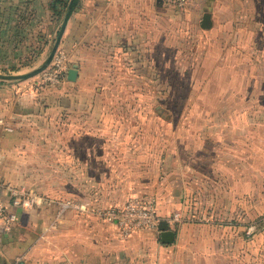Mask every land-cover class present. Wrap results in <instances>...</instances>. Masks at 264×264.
<instances>
[{
	"label": "rangeland",
	"instance_id": "obj_1",
	"mask_svg": "<svg viewBox=\"0 0 264 264\" xmlns=\"http://www.w3.org/2000/svg\"><path fill=\"white\" fill-rule=\"evenodd\" d=\"M55 1L0 0V74L44 64L71 2L61 0L58 16ZM182 1L154 0L153 21L140 7L138 37L122 21L90 46L65 33L41 74L0 80L34 93L1 150L0 181L54 202L35 209L46 219L37 253L10 264H65L58 225L66 232L82 210L99 218L152 194L158 207L170 206L166 188L177 192L178 223L195 226L188 263L264 264V158L257 143L248 155L242 138L245 110L259 102L248 99L264 94V33L243 17L227 19L233 0ZM235 4L241 11L243 0ZM206 13L209 30L200 26Z\"/></svg>",
	"mask_w": 264,
	"mask_h": 264
},
{
	"label": "crops",
	"instance_id": "obj_2",
	"mask_svg": "<svg viewBox=\"0 0 264 264\" xmlns=\"http://www.w3.org/2000/svg\"><path fill=\"white\" fill-rule=\"evenodd\" d=\"M227 2L230 4V0ZM232 3L234 7L227 8V19L239 21L240 17H243L244 22L255 23L256 26L251 24L250 28L258 30V36L263 35L264 0H243L241 11L238 7L235 8V5H238L235 4V0ZM153 4L154 0H81L69 22L65 36L69 42L72 41V45L78 42L83 46H90L97 41L102 30L120 32L122 21L126 28L134 30V37H138L140 7L147 6L146 20L153 21L155 17ZM213 4L215 5L214 2ZM219 5L220 3L218 7ZM144 9L141 8V13H144ZM32 95L34 96V93L19 94L15 86L0 85V118L8 120L14 128L19 116H25L27 107L33 103ZM248 100L259 102L256 108L245 110L247 114L243 123V148L249 155L252 143L253 146L257 143L261 160L264 158V94L253 95ZM12 136L4 135L1 148L8 147ZM262 163L264 162L260 161V164ZM164 190V196L169 198L170 206L158 207L161 219L158 232H143L128 240H122L116 232L108 231L111 228H108L105 222L107 220H103L98 211L99 218H95L90 216V210L87 212L82 210L81 216L67 219L66 232L60 233L62 226L54 224L58 225L55 235L58 240L57 248L64 249L63 236L66 233L65 264H190L185 260L184 250L190 249L191 243L195 241L194 235L191 234L195 226L178 223L170 218L172 213L179 210L171 202V198L177 196V192L170 191V188ZM86 205L90 207V203ZM15 211L18 215L16 228L9 234H0V264H10L13 260L20 259L24 261L32 251L35 250L37 253L45 231L46 219L41 212L35 209ZM160 227H166L176 233L173 244L162 243ZM155 234L160 237L158 243L154 239Z\"/></svg>",
	"mask_w": 264,
	"mask_h": 264
},
{
	"label": "built area",
	"instance_id": "obj_3",
	"mask_svg": "<svg viewBox=\"0 0 264 264\" xmlns=\"http://www.w3.org/2000/svg\"><path fill=\"white\" fill-rule=\"evenodd\" d=\"M13 131L10 122L0 118V144L4 135ZM1 150L0 145V164L3 159ZM53 204L54 202L45 196L27 189L11 187L0 181V234H9L16 228V209H41ZM99 215L113 223L123 239H130L143 232H154L158 230L161 220L158 202L153 196L132 199L120 208L99 211ZM180 217L179 213H175L173 220L179 221Z\"/></svg>",
	"mask_w": 264,
	"mask_h": 264
},
{
	"label": "water",
	"instance_id": "obj_4",
	"mask_svg": "<svg viewBox=\"0 0 264 264\" xmlns=\"http://www.w3.org/2000/svg\"><path fill=\"white\" fill-rule=\"evenodd\" d=\"M80 1L81 0H71L70 4H69V7H68V11L66 13V16L64 18V21L62 23V26H61V29H60V32H59V35L57 37V40L55 42V45L51 51V54L50 56L47 58V60L44 62V64L37 70L29 73V74H25V75H19V76H12V75H2L0 74V80L2 81H13V80H28L30 78H33L39 74H41L43 71H45L49 66L50 64L52 63L58 49H59V46L62 42V39L66 33V30L68 28V25H69V22L72 18V16L74 15V13L76 12L77 10V7L79 6L80 4ZM160 1V0H158ZM201 28L202 29H205V30H209L212 28L213 26V21H212V15L210 13H206L204 14L203 16V19H202V22H201ZM77 75H78V72L76 70H70L69 74H68V78L70 80H74L77 78ZM159 111H161L163 114H167L169 115V113L167 111H165L164 109L160 108L157 109ZM158 111V112H159ZM163 117L165 118H168L166 117L165 115H162ZM170 118V116H169ZM160 230H161V241L162 243L164 244H173L175 242V238H176V233L172 230H169L167 229L166 227H160ZM20 264H24L23 262L20 263Z\"/></svg>",
	"mask_w": 264,
	"mask_h": 264
},
{
	"label": "trees",
	"instance_id": "obj_5",
	"mask_svg": "<svg viewBox=\"0 0 264 264\" xmlns=\"http://www.w3.org/2000/svg\"><path fill=\"white\" fill-rule=\"evenodd\" d=\"M62 1H66V0H62ZM62 1L61 0H56L54 2V5H55L54 7L56 8L60 3H62ZM56 10H57V8L54 9L55 14L58 15V16H60L59 14H57V13H60V12H57Z\"/></svg>",
	"mask_w": 264,
	"mask_h": 264
}]
</instances>
